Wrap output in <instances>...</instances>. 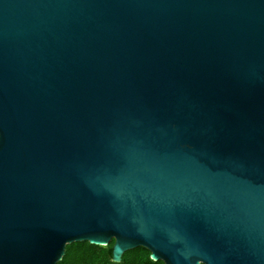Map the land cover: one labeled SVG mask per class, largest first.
Listing matches in <instances>:
<instances>
[{
  "label": "water",
  "instance_id": "1",
  "mask_svg": "<svg viewBox=\"0 0 264 264\" xmlns=\"http://www.w3.org/2000/svg\"><path fill=\"white\" fill-rule=\"evenodd\" d=\"M112 240L264 264V0H0V264Z\"/></svg>",
  "mask_w": 264,
  "mask_h": 264
},
{
  "label": "trees",
  "instance_id": "2",
  "mask_svg": "<svg viewBox=\"0 0 264 264\" xmlns=\"http://www.w3.org/2000/svg\"><path fill=\"white\" fill-rule=\"evenodd\" d=\"M112 240L107 246H97L88 242H75L65 248V254L56 264H163L153 261L150 252L137 247L123 253L119 263L112 261Z\"/></svg>",
  "mask_w": 264,
  "mask_h": 264
}]
</instances>
